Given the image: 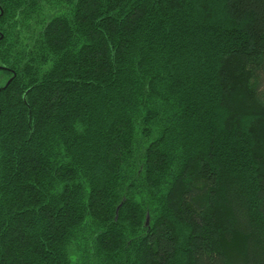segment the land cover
<instances>
[{
	"label": "trees",
	"instance_id": "1",
	"mask_svg": "<svg viewBox=\"0 0 264 264\" xmlns=\"http://www.w3.org/2000/svg\"><path fill=\"white\" fill-rule=\"evenodd\" d=\"M0 69V264H264V0H0Z\"/></svg>",
	"mask_w": 264,
	"mask_h": 264
},
{
	"label": "rangeland",
	"instance_id": "2",
	"mask_svg": "<svg viewBox=\"0 0 264 264\" xmlns=\"http://www.w3.org/2000/svg\"><path fill=\"white\" fill-rule=\"evenodd\" d=\"M8 76L0 69V86L5 85L8 82Z\"/></svg>",
	"mask_w": 264,
	"mask_h": 264
},
{
	"label": "water",
	"instance_id": "3",
	"mask_svg": "<svg viewBox=\"0 0 264 264\" xmlns=\"http://www.w3.org/2000/svg\"><path fill=\"white\" fill-rule=\"evenodd\" d=\"M9 83V82H8ZM149 222V218H148V220H147V223Z\"/></svg>",
	"mask_w": 264,
	"mask_h": 264
}]
</instances>
